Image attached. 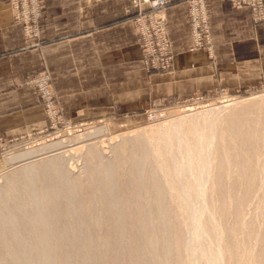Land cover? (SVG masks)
<instances>
[{
	"label": "rangeland",
	"instance_id": "374dc122",
	"mask_svg": "<svg viewBox=\"0 0 264 264\" xmlns=\"http://www.w3.org/2000/svg\"><path fill=\"white\" fill-rule=\"evenodd\" d=\"M194 1L185 0L190 44L213 60L206 0L209 43H192ZM130 2L142 69L171 73L168 3L172 61L157 71L142 60L135 25L153 11ZM8 10L22 50L41 57L42 69L18 86L37 97L46 124L0 137V264H264V84L152 101L135 122L73 120L43 55L46 0H8ZM94 130L97 137L87 135Z\"/></svg>",
	"mask_w": 264,
	"mask_h": 264
},
{
	"label": "crops",
	"instance_id": "0c3cea01",
	"mask_svg": "<svg viewBox=\"0 0 264 264\" xmlns=\"http://www.w3.org/2000/svg\"><path fill=\"white\" fill-rule=\"evenodd\" d=\"M214 58L192 49L185 0H169L166 25L174 51L171 73L147 75L130 20V0H46L43 55L65 114L77 121L127 117L135 122L152 101L188 99L220 87L228 93L264 84V20L226 0H206ZM8 0H0V137L43 129L37 97L18 84L42 69L23 51Z\"/></svg>",
	"mask_w": 264,
	"mask_h": 264
},
{
	"label": "built area",
	"instance_id": "2783aa9c",
	"mask_svg": "<svg viewBox=\"0 0 264 264\" xmlns=\"http://www.w3.org/2000/svg\"><path fill=\"white\" fill-rule=\"evenodd\" d=\"M232 8L247 7L255 22L264 20V0H228ZM153 13L135 19L136 34L142 50V60L149 70L165 71L171 67L172 55L165 33L163 17L167 0H145ZM192 43L200 48L208 42V25L202 0L194 1L189 8Z\"/></svg>",
	"mask_w": 264,
	"mask_h": 264
},
{
	"label": "bare ground",
	"instance_id": "6f19581e",
	"mask_svg": "<svg viewBox=\"0 0 264 264\" xmlns=\"http://www.w3.org/2000/svg\"><path fill=\"white\" fill-rule=\"evenodd\" d=\"M263 100V99H262ZM260 103V102H259ZM257 106H259V105H257ZM220 108V107H219ZM210 109V108H209ZM209 109H207V111H209ZM221 109V108H220ZM211 110H213V109H211ZM174 120V119H173ZM98 134H99V130H94L93 132H91V133H87V135H89L91 138H95V137H97L98 136ZM83 135V134H82ZM81 135V136H82ZM86 135V134H85ZM87 135H86V137H87ZM100 137V136H99ZM112 139V138H111ZM56 145H59V141L58 142H54L53 144H51L50 146H47V147H53V146H56ZM101 145H103V144H101ZM100 145V146H101ZM46 147V146H45ZM105 147V146H104ZM125 147V143H121V144H119V146H118V148H119V150H123V148ZM80 149L81 147H79V146H77V147H75V148H72V150H76V149ZM42 151V150H41ZM27 153L28 152H23V153H19V154H9L8 156H6V161L8 162V163H11L13 160H16V159H19V158H21V157H24V156H26L27 155ZM51 165V164H50ZM103 254V253H102ZM104 263V262H103ZM110 264V263H109Z\"/></svg>",
	"mask_w": 264,
	"mask_h": 264
}]
</instances>
